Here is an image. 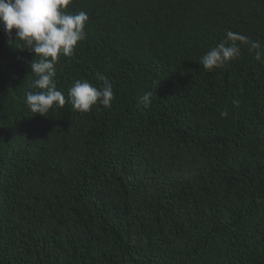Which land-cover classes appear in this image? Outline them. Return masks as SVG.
<instances>
[{
    "label": "trees",
    "instance_id": "trees-1",
    "mask_svg": "<svg viewBox=\"0 0 264 264\" xmlns=\"http://www.w3.org/2000/svg\"><path fill=\"white\" fill-rule=\"evenodd\" d=\"M67 11L89 19L58 90L102 74L115 98L35 115L38 57L0 22V264H264V0ZM229 30L259 48L205 70Z\"/></svg>",
    "mask_w": 264,
    "mask_h": 264
},
{
    "label": "clouds",
    "instance_id": "clouds-1",
    "mask_svg": "<svg viewBox=\"0 0 264 264\" xmlns=\"http://www.w3.org/2000/svg\"><path fill=\"white\" fill-rule=\"evenodd\" d=\"M71 0H0V22L6 33L11 36L15 30V40L9 44L23 42L20 47L38 57L30 62L31 73L35 79L31 87L38 89L28 92L25 103L31 112L46 116L52 108H64L66 102L72 111L89 112L97 102L109 108L115 98L113 84L102 74L98 79L101 87L88 80H76L68 89V98L58 90L55 80L56 64L60 56L70 57L79 42L86 39L85 26L89 17L85 11L72 14L67 11ZM246 43L250 48H259V44L250 41L244 35L227 31L226 39L207 51L201 64L205 70L223 67L240 55L236 43ZM262 54L257 52L256 59ZM151 93L140 97V102L148 106ZM234 103H239L234 101Z\"/></svg>",
    "mask_w": 264,
    "mask_h": 264
}]
</instances>
